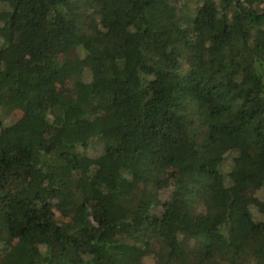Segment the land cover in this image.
Here are the masks:
<instances>
[{
	"label": "trees",
	"instance_id": "1",
	"mask_svg": "<svg viewBox=\"0 0 264 264\" xmlns=\"http://www.w3.org/2000/svg\"><path fill=\"white\" fill-rule=\"evenodd\" d=\"M0 8V264H264V0Z\"/></svg>",
	"mask_w": 264,
	"mask_h": 264
},
{
	"label": "rangeland",
	"instance_id": "2",
	"mask_svg": "<svg viewBox=\"0 0 264 264\" xmlns=\"http://www.w3.org/2000/svg\"><path fill=\"white\" fill-rule=\"evenodd\" d=\"M73 54L75 55L74 52L72 53V55ZM89 78H90L89 69L85 68L82 74V79L85 81V80H89ZM60 89L63 95L65 96L71 95L69 82L63 84ZM21 117L22 114L19 111H12L8 114L2 113L0 116L1 118L0 129L10 125L13 122L19 121ZM260 130L264 131V127L261 126ZM96 150L100 152L102 149L99 146ZM111 159H114V157ZM167 194H168L167 190L162 191L160 194V199L163 200L167 196ZM263 199H264V187L259 188L257 186L250 185L247 187V189L240 197H237L235 199L232 205L233 206L232 210L233 212H237L242 216H244V214L245 215L247 214L248 218L252 217L253 220H257L259 219L260 216L258 207L259 204H261V202L263 201ZM245 205H248L249 209L246 210V208L244 207Z\"/></svg>",
	"mask_w": 264,
	"mask_h": 264
}]
</instances>
